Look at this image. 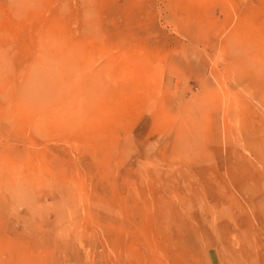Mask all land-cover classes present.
Here are the masks:
<instances>
[{"label":"rangeland","instance_id":"obj_1","mask_svg":"<svg viewBox=\"0 0 264 264\" xmlns=\"http://www.w3.org/2000/svg\"><path fill=\"white\" fill-rule=\"evenodd\" d=\"M0 264H264V0H0Z\"/></svg>","mask_w":264,"mask_h":264},{"label":"bare ground","instance_id":"obj_2","mask_svg":"<svg viewBox=\"0 0 264 264\" xmlns=\"http://www.w3.org/2000/svg\"><path fill=\"white\" fill-rule=\"evenodd\" d=\"M51 39V38H50ZM57 64V63H56ZM128 67V66H127ZM131 68V67H130ZM137 68V67H136ZM128 70H130V69H128ZM132 70H133V67H132ZM135 70V69H134ZM137 71V70H136ZM58 72V71H57ZM139 74V73H138ZM57 76V75H56ZM62 76V75H61ZM135 76H137V75H134V76H132V77H135ZM69 84V83H68ZM71 84V83H70ZM34 85V84H33ZM35 86V85H34ZM57 86H59V85H57ZM71 86V85H70ZM36 87H38V86H36ZM38 89V88H37ZM36 91V90H35ZM60 92V91H59ZM65 94H66V92H65ZM66 97V96H65Z\"/></svg>","mask_w":264,"mask_h":264}]
</instances>
